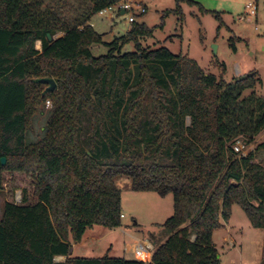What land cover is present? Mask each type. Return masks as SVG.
Listing matches in <instances>:
<instances>
[{
    "label": "trees",
    "instance_id": "16d2710c",
    "mask_svg": "<svg viewBox=\"0 0 264 264\" xmlns=\"http://www.w3.org/2000/svg\"><path fill=\"white\" fill-rule=\"evenodd\" d=\"M70 1L0 0V190L4 173H24L35 200L24 189L19 203H3L0 264H219L212 233L234 204L264 230V165L254 162L264 142L246 156L233 150L264 130L259 80L226 83L186 56L143 46L152 36L144 24L104 42L90 20L120 0H76L72 18L63 14ZM96 45L106 53L94 56ZM121 178L134 192L172 195L150 261L69 255L92 227L121 226Z\"/></svg>",
    "mask_w": 264,
    "mask_h": 264
},
{
    "label": "rangeland",
    "instance_id": "374dc122",
    "mask_svg": "<svg viewBox=\"0 0 264 264\" xmlns=\"http://www.w3.org/2000/svg\"><path fill=\"white\" fill-rule=\"evenodd\" d=\"M190 1L195 5H189L186 0H139L140 6L134 9V24L128 23L127 15L118 13L95 14L90 24L102 35L104 42L125 35L134 25L144 24L152 31V36L141 41L143 46L148 45L152 49L164 47L172 54L186 56L205 73L213 74L226 83L255 74L259 81L253 91L264 98V0ZM248 3L257 4L256 16L241 20ZM77 4L76 0H71L63 14L72 18L77 11L80 13L81 10H76ZM139 8H144L145 12L140 13ZM60 36L62 33L54 38ZM35 48L40 50L39 42L35 43ZM132 50V43L123 48V52ZM91 51L94 56H99L106 53V48L96 45ZM249 93L246 91L244 95ZM50 107L51 103L46 102L43 112L36 115L28 140L40 138ZM263 142L264 130L253 144L243 147L241 154L246 156ZM254 162L264 165V152H260ZM3 177L0 215L3 203L16 195L21 199L24 189L29 201H35L30 190V175L6 172ZM115 183L121 192V226L112 230L92 227L81 244L73 247V256L102 257L108 254L131 259L133 255L126 248L135 243L134 239L150 242L155 250L156 245L151 241L156 239L160 242L165 238L163 224L173 215L172 195L161 197L153 192H134L128 178L118 179ZM212 242L219 264H264V231L253 228L237 204L232 206L229 220H221L220 227L212 233Z\"/></svg>",
    "mask_w": 264,
    "mask_h": 264
},
{
    "label": "built area",
    "instance_id": "2783aa9c",
    "mask_svg": "<svg viewBox=\"0 0 264 264\" xmlns=\"http://www.w3.org/2000/svg\"><path fill=\"white\" fill-rule=\"evenodd\" d=\"M139 0H120L118 3L109 6L101 11H99V15H104L108 13H118L120 15H127V21L130 24L134 23V9L135 7H139ZM140 13H144V8H139ZM257 12V4L256 3H248L244 7V14L240 17V19L250 18L256 16ZM49 104V102H47ZM233 150L237 153L242 152L243 146L239 143L235 144ZM21 201L20 196H14V202L19 203ZM123 218V215L120 216ZM132 255L135 260L141 262L150 261L151 255L153 253V248L150 243L137 241L131 247Z\"/></svg>",
    "mask_w": 264,
    "mask_h": 264
},
{
    "label": "water",
    "instance_id": "95a60500",
    "mask_svg": "<svg viewBox=\"0 0 264 264\" xmlns=\"http://www.w3.org/2000/svg\"><path fill=\"white\" fill-rule=\"evenodd\" d=\"M47 38H48V41H52L53 40V38H52V36L50 34L47 35ZM212 48L215 51L216 47L214 45L212 46ZM39 82L47 84L48 85L47 91H49V92L53 91L56 88V84H55L53 79L43 78V79H40ZM0 162L3 165L5 163V158H1ZM71 254H72V250L69 252V255H71Z\"/></svg>",
    "mask_w": 264,
    "mask_h": 264
},
{
    "label": "crops",
    "instance_id": "0c3cea01",
    "mask_svg": "<svg viewBox=\"0 0 264 264\" xmlns=\"http://www.w3.org/2000/svg\"><path fill=\"white\" fill-rule=\"evenodd\" d=\"M123 219V218H122ZM264 231V230H263ZM135 240V242H137V241H139V239H134ZM143 242H147V243H150V242H148V241H143ZM132 245H134V244H132ZM132 245H127L128 246V248H126V250H127V252H129V253H131V255H132V250H131V247H132ZM129 250V251H128ZM154 251V250H153ZM72 254H73V249H72ZM131 259H134V257H131ZM56 262H63L64 260H65V257H63V256H58V257H55V259H54Z\"/></svg>",
    "mask_w": 264,
    "mask_h": 264
}]
</instances>
